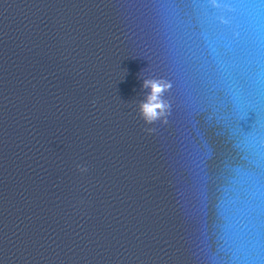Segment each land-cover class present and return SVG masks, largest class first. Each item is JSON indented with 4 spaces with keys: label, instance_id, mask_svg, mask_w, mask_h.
Masks as SVG:
<instances>
[{
    "label": "clouds",
    "instance_id": "1",
    "mask_svg": "<svg viewBox=\"0 0 264 264\" xmlns=\"http://www.w3.org/2000/svg\"><path fill=\"white\" fill-rule=\"evenodd\" d=\"M209 4L213 8L221 7L218 0H209ZM222 24H227L229 21L223 16L219 17ZM172 88V83L164 78H144L142 90L144 91L143 99L138 102V113L140 118L146 125L155 124L159 121L161 124L168 123V116L171 114V103L165 98V94ZM148 132H153L155 129L148 128ZM79 171L86 172L87 168L79 166Z\"/></svg>",
    "mask_w": 264,
    "mask_h": 264
},
{
    "label": "snow or ice",
    "instance_id": "2",
    "mask_svg": "<svg viewBox=\"0 0 264 264\" xmlns=\"http://www.w3.org/2000/svg\"><path fill=\"white\" fill-rule=\"evenodd\" d=\"M243 119V118H242Z\"/></svg>",
    "mask_w": 264,
    "mask_h": 264
}]
</instances>
